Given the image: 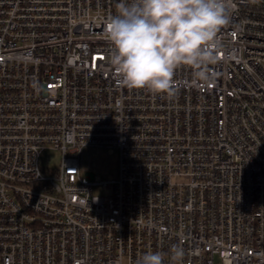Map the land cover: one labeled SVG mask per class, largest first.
I'll return each instance as SVG.
<instances>
[{
	"label": "built area",
	"instance_id": "1",
	"mask_svg": "<svg viewBox=\"0 0 264 264\" xmlns=\"http://www.w3.org/2000/svg\"><path fill=\"white\" fill-rule=\"evenodd\" d=\"M121 2L0 0V264L173 245L183 264H264V0H232L214 81L182 66L171 99L119 83L104 32ZM89 147L119 150L116 179L84 174Z\"/></svg>",
	"mask_w": 264,
	"mask_h": 264
},
{
	"label": "clouds",
	"instance_id": "2",
	"mask_svg": "<svg viewBox=\"0 0 264 264\" xmlns=\"http://www.w3.org/2000/svg\"><path fill=\"white\" fill-rule=\"evenodd\" d=\"M232 0H122L105 21L111 63L119 83L169 99L176 94L178 68L193 69L197 81L211 83V66L226 48L219 36L230 23ZM183 264L185 250L148 251L135 264Z\"/></svg>",
	"mask_w": 264,
	"mask_h": 264
},
{
	"label": "rangeland",
	"instance_id": "3",
	"mask_svg": "<svg viewBox=\"0 0 264 264\" xmlns=\"http://www.w3.org/2000/svg\"><path fill=\"white\" fill-rule=\"evenodd\" d=\"M62 154L55 150H46L42 155V166L48 170H57L61 164ZM119 168V150L110 151L105 148L89 147L84 150L83 169L84 174L89 171L95 179L108 181L116 179ZM95 194H106L95 188Z\"/></svg>",
	"mask_w": 264,
	"mask_h": 264
}]
</instances>
